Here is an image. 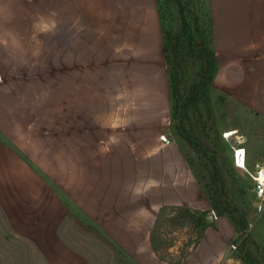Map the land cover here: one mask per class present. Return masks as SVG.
Wrapping results in <instances>:
<instances>
[{
	"label": "crops",
	"instance_id": "0c3cea01",
	"mask_svg": "<svg viewBox=\"0 0 264 264\" xmlns=\"http://www.w3.org/2000/svg\"><path fill=\"white\" fill-rule=\"evenodd\" d=\"M141 1L134 0L138 10ZM154 1V13L144 11L148 6L138 11L136 33L144 28L153 42L158 37L166 65L160 106L170 119L164 29ZM205 4L217 62L211 98L233 107L228 129L253 168L264 161V0ZM31 34L0 26V264H238L243 256L231 243L241 234L227 217L212 224L197 217V226L205 225L195 248L163 250L166 218L214 212L180 144L159 139L158 107L127 121L109 114L141 109L87 104L82 108L96 117L82 121L83 100L71 83L69 94L57 90L47 113L45 76L29 72L28 47L38 38ZM251 241L264 250V240Z\"/></svg>",
	"mask_w": 264,
	"mask_h": 264
},
{
	"label": "rangeland",
	"instance_id": "374dc122",
	"mask_svg": "<svg viewBox=\"0 0 264 264\" xmlns=\"http://www.w3.org/2000/svg\"><path fill=\"white\" fill-rule=\"evenodd\" d=\"M181 1L190 9L188 14L198 45L202 46L204 42L213 50L206 0ZM120 5H125L124 11L117 8ZM135 5L138 3L134 0H128V3L124 0H0V26L28 27L38 37L31 40L28 47L29 72L45 76L47 113L51 112L49 106L55 104L57 90H62L63 95L65 91L69 94L71 83L79 92V100H83L82 104H78L82 121H91L96 117V114H87L82 108L87 104L109 106L110 111L118 105L141 109V114L128 111L123 115L109 114L111 119L123 116L127 121L128 117L146 118L149 116L147 109L158 107L159 139L163 142L165 134L167 140L180 144L207 197L212 182L210 173L201 166L193 149L177 135V123L171 114L168 119L167 110L160 106L161 92L166 94V65L157 43L158 37L153 42L154 35L144 32V28L141 34L136 33L138 11L148 6V10L144 11L154 13L155 1L142 0L139 10ZM158 5L165 31L179 32L181 20L175 2L159 0ZM199 69V64L194 61L186 63L187 89L197 79ZM212 95L214 92L209 90V101L198 105L194 125L207 146L218 153L224 168L226 191L248 215V231L236 238V243H231V251L236 255V249L246 244L252 259L264 264L263 247L260 242H254L253 246L251 241L253 237L264 240V211H258L256 206L249 173L252 167L247 164L246 171L235 166L233 150L238 145L234 144L233 136L225 138V133L233 132L228 129L233 125V114H230L233 107L227 101H222L219 107L215 106ZM150 112L153 114L154 111ZM209 213L185 211L166 218L167 228L163 226L164 241L161 242L163 250L173 247L174 251L184 253L195 248L203 230V223L197 226L195 219L200 217L203 222ZM233 243L236 246L239 243V246L233 249ZM252 259L251 264H255ZM235 260L239 261L238 264H250L248 259Z\"/></svg>",
	"mask_w": 264,
	"mask_h": 264
},
{
	"label": "trees",
	"instance_id": "16d2710c",
	"mask_svg": "<svg viewBox=\"0 0 264 264\" xmlns=\"http://www.w3.org/2000/svg\"><path fill=\"white\" fill-rule=\"evenodd\" d=\"M172 1L175 2L178 10L181 29L175 34L165 31L163 28L164 53L170 78L171 117L177 123V135L193 149L201 166L207 173H210L212 182L206 195L215 216L229 218L237 233L243 235L247 233L249 228L248 215L234 203L226 191L222 173L224 168L219 162L218 153L215 149L207 146L194 125V115L198 105L201 102L209 101L208 92L217 72L216 56L206 43L203 42L202 46L198 45L196 31L190 23L189 7L181 0ZM188 61L198 63L200 69L197 73V79L187 89L185 65ZM206 137L210 139V135ZM238 250L244 259H248V261L252 259V253L246 244L240 246ZM252 262L255 263L253 259ZM249 263L251 264V260Z\"/></svg>",
	"mask_w": 264,
	"mask_h": 264
},
{
	"label": "built area",
	"instance_id": "2783aa9c",
	"mask_svg": "<svg viewBox=\"0 0 264 264\" xmlns=\"http://www.w3.org/2000/svg\"><path fill=\"white\" fill-rule=\"evenodd\" d=\"M228 133H225V138H228ZM162 141L165 144H170V141L166 139L165 136L162 137ZM234 163L235 166L242 169H247V156L245 148L238 146L234 148ZM252 179V190L256 201V206L258 211H264V161L258 162L252 168V171L249 172ZM218 217L215 216V220ZM233 249H236V244L232 245Z\"/></svg>",
	"mask_w": 264,
	"mask_h": 264
},
{
	"label": "water",
	"instance_id": "95a60500",
	"mask_svg": "<svg viewBox=\"0 0 264 264\" xmlns=\"http://www.w3.org/2000/svg\"><path fill=\"white\" fill-rule=\"evenodd\" d=\"M215 221V217L213 213H209L205 216L203 223L212 224Z\"/></svg>",
	"mask_w": 264,
	"mask_h": 264
},
{
	"label": "bare ground",
	"instance_id": "6f19581e",
	"mask_svg": "<svg viewBox=\"0 0 264 264\" xmlns=\"http://www.w3.org/2000/svg\"><path fill=\"white\" fill-rule=\"evenodd\" d=\"M233 135H234V132H231V133L227 134L228 137L233 136Z\"/></svg>",
	"mask_w": 264,
	"mask_h": 264
}]
</instances>
